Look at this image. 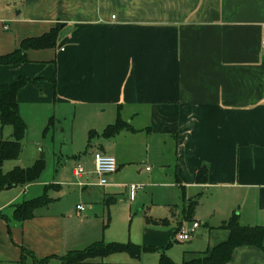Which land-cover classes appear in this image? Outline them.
I'll use <instances>...</instances> for the list:
<instances>
[{"label": "crops", "instance_id": "crops-1", "mask_svg": "<svg viewBox=\"0 0 264 264\" xmlns=\"http://www.w3.org/2000/svg\"><path fill=\"white\" fill-rule=\"evenodd\" d=\"M263 24L264 0H0V55L59 26L55 46L0 65V84L36 80L17 93L25 123L72 108L95 133L79 203L46 196L18 223L14 205L66 182H42L43 194L36 181L0 191V263L17 264L23 247L63 264L69 252L117 242L143 250L79 264H159L162 255L197 264L229 239L221 225L233 214L242 226L264 225ZM119 118L127 127L103 136ZM95 151L117 162L104 185ZM194 221L191 238L176 240ZM224 264H264V249L236 247Z\"/></svg>", "mask_w": 264, "mask_h": 264}, {"label": "trees", "instance_id": "trees-1", "mask_svg": "<svg viewBox=\"0 0 264 264\" xmlns=\"http://www.w3.org/2000/svg\"><path fill=\"white\" fill-rule=\"evenodd\" d=\"M59 26L52 28L49 32L38 37H30L21 41L19 47L12 52L0 55V65H12L25 62L26 51L28 49H38L44 47H53L58 37ZM35 83V79H29L25 76H19L14 82L0 84V124L2 127L10 126L12 128V138L8 140L0 139V191H4L16 186H25L37 181L41 176L45 161L42 157L36 159L31 166H15L7 172L2 171L3 163L6 160L18 159L22 151V140L27 131V125L20 115L17 93L27 83ZM53 124L52 118L48 125ZM127 127L126 123L120 118L115 123L108 125L102 132L103 136L109 137L115 135L121 129ZM45 129V130H46ZM95 136L90 132V137ZM207 179V168L203 166L196 180L204 183ZM49 199L45 194L32 200H26L14 205L12 218L18 223L30 219L38 207L46 206ZM112 202V200L108 201ZM196 200L190 202V208L194 209ZM221 227L229 230V239L215 247L211 254L203 259L197 260V264H224L229 261L233 250L239 246H255L264 249V225L262 226H242L238 221L237 214H233ZM142 247L131 243H94L84 250L72 251L60 257L63 264H79L95 257H106L108 255L127 252L133 258L139 257ZM31 258L34 264H47L50 257L37 260L33 253L26 248L21 247V258L17 264H28L27 259ZM159 264H177L162 255ZM181 264H191L183 262Z\"/></svg>", "mask_w": 264, "mask_h": 264}, {"label": "rangeland", "instance_id": "rangeland-1", "mask_svg": "<svg viewBox=\"0 0 264 264\" xmlns=\"http://www.w3.org/2000/svg\"><path fill=\"white\" fill-rule=\"evenodd\" d=\"M57 112L56 116H50L53 124L49 125L47 129L49 118L45 122L27 119V131L22 140L20 156L15 160H6L3 163L2 171L7 172L15 166H31L36 159L42 157L45 161V168L36 181L41 185V194H43L44 187L42 182L46 181L47 184H51L63 180L66 184L61 189L55 190L48 187L45 190V195L47 197L61 196L64 204L75 205L82 200L79 199L78 192L80 189L76 185L79 179L73 174V168L77 163H80L87 171L84 157L91 155L93 145L90 144V140L92 138L90 131H82L79 124L80 119L73 115L72 108L59 109ZM11 138L12 128L0 126V139L8 140ZM35 189L37 186L30 192L37 194ZM16 190L19 191V188Z\"/></svg>", "mask_w": 264, "mask_h": 264}, {"label": "built area", "instance_id": "built-area-1", "mask_svg": "<svg viewBox=\"0 0 264 264\" xmlns=\"http://www.w3.org/2000/svg\"><path fill=\"white\" fill-rule=\"evenodd\" d=\"M115 16L113 15L112 18ZM260 43L264 47V24L261 28V38ZM93 162H94V172L99 177L98 183L100 185H104L106 183L105 176L111 173H114L117 170V162L116 159L99 151H95L93 153ZM74 175L77 177H81L85 173L84 167L77 163L73 168ZM132 191H135L139 188L138 185L132 184L130 186ZM77 209L82 210L83 206L78 205ZM199 227V223L197 221L192 222L190 225H181L177 228L175 232V238L178 241H187L191 238L193 233Z\"/></svg>", "mask_w": 264, "mask_h": 264}]
</instances>
